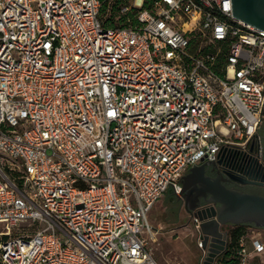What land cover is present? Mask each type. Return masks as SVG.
<instances>
[{
	"label": "built area",
	"instance_id": "built-area-1",
	"mask_svg": "<svg viewBox=\"0 0 264 264\" xmlns=\"http://www.w3.org/2000/svg\"><path fill=\"white\" fill-rule=\"evenodd\" d=\"M106 2L0 0V222L37 227L0 234L3 264H159L154 204L262 156L264 31L232 0H127L104 27ZM263 252L257 231L239 264Z\"/></svg>",
	"mask_w": 264,
	"mask_h": 264
},
{
	"label": "water",
	"instance_id": "water-1",
	"mask_svg": "<svg viewBox=\"0 0 264 264\" xmlns=\"http://www.w3.org/2000/svg\"><path fill=\"white\" fill-rule=\"evenodd\" d=\"M232 10L238 20L264 31V0H232ZM211 163L215 165L214 161ZM205 164L192 168L189 175L182 177L180 195L186 196V208L200 222L202 264H218L217 258L228 246V231L223 230L224 226L255 223V228L264 229V197L228 188V182L245 184L248 181L223 169L206 176Z\"/></svg>",
	"mask_w": 264,
	"mask_h": 264
},
{
	"label": "rangeland",
	"instance_id": "rangeland-1",
	"mask_svg": "<svg viewBox=\"0 0 264 264\" xmlns=\"http://www.w3.org/2000/svg\"><path fill=\"white\" fill-rule=\"evenodd\" d=\"M114 1L117 2V0ZM121 1L123 3L127 0ZM166 205V201H158L147 214V221L155 233L154 238L149 239V248L154 257L159 264H202L204 251L199 247L200 233L193 215L184 210L182 212L167 210ZM175 216H177L176 219H173ZM26 225L27 223H23L20 228H13L6 222H0V234H22L20 231ZM223 229L228 231L231 226H224ZM256 231L262 232L264 243V229L248 228L244 241L249 244L250 237ZM145 236L148 238L147 235ZM257 257L260 261L252 258L251 264H264V252Z\"/></svg>",
	"mask_w": 264,
	"mask_h": 264
},
{
	"label": "flooded vegetation",
	"instance_id": "flooded-vegetation-1",
	"mask_svg": "<svg viewBox=\"0 0 264 264\" xmlns=\"http://www.w3.org/2000/svg\"><path fill=\"white\" fill-rule=\"evenodd\" d=\"M258 135L260 137V143L263 148L261 158L257 159L255 156L249 155L248 157L240 158V161L238 160L235 168L226 169L227 173L233 176H238L240 178H243L244 180H247L248 182L245 184H238V183L231 181V182H228L226 186L232 190H236L240 192L241 194L256 195V196L264 197V112H263L262 123L259 128ZM206 166H208L211 169L212 176L214 175L213 171H217L216 169H219L213 164L206 165ZM191 205H192L191 202L187 203L188 208H190ZM189 213L192 215L190 210H189ZM244 225L250 228L255 227V223L244 224ZM222 255H220L216 261H218Z\"/></svg>",
	"mask_w": 264,
	"mask_h": 264
},
{
	"label": "trees",
	"instance_id": "trees-1",
	"mask_svg": "<svg viewBox=\"0 0 264 264\" xmlns=\"http://www.w3.org/2000/svg\"><path fill=\"white\" fill-rule=\"evenodd\" d=\"M114 0H108V3L102 7L100 12V20L104 27H122L128 17L126 14H121L119 12V6L122 3L121 0H117V2H113ZM120 3V4H119ZM249 227L240 224V225H232L231 229L228 230V246L225 253L220 257V259L217 261L218 264H239V256H238V250H239V244L240 241L245 237L247 233V229ZM37 229L36 226H28L23 229H21L22 232L26 233H33ZM3 239L7 240L8 235L2 234ZM17 234H14L13 236H16ZM0 264H3L0 257Z\"/></svg>",
	"mask_w": 264,
	"mask_h": 264
},
{
	"label": "crops",
	"instance_id": "crops-1",
	"mask_svg": "<svg viewBox=\"0 0 264 264\" xmlns=\"http://www.w3.org/2000/svg\"><path fill=\"white\" fill-rule=\"evenodd\" d=\"M201 166H203V165H200V166H197V167H201ZM190 172H191V170H189L184 177L189 175ZM206 176H212L211 175V169L208 166H206ZM185 198H186V196L184 198L183 197H177L176 195H174L172 190H168L163 195V197L160 198L158 201H162V202L166 201L167 205H166L165 209H167V210L176 211V212H179V211L182 212V210H184V211H187L188 214H190L189 213V209L186 208V200H185ZM157 202L154 204V206L157 204ZM176 217L177 216H175L173 219H176ZM158 225L161 226L160 223H158ZM250 229H256L257 230L258 228L253 227V228H250ZM258 232H261V231H258ZM253 258L258 259L260 261V259L257 256H254Z\"/></svg>",
	"mask_w": 264,
	"mask_h": 264
}]
</instances>
